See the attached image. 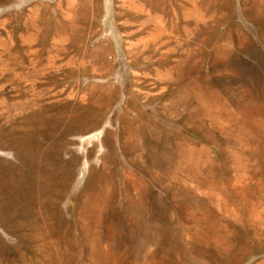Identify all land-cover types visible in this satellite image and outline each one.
<instances>
[{"label":"rangeland","instance_id":"1","mask_svg":"<svg viewBox=\"0 0 264 264\" xmlns=\"http://www.w3.org/2000/svg\"><path fill=\"white\" fill-rule=\"evenodd\" d=\"M0 264H264V0H0Z\"/></svg>","mask_w":264,"mask_h":264}]
</instances>
